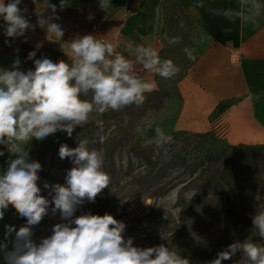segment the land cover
Segmentation results:
<instances>
[{
	"label": "clouds",
	"instance_id": "clouds-1",
	"mask_svg": "<svg viewBox=\"0 0 264 264\" xmlns=\"http://www.w3.org/2000/svg\"><path fill=\"white\" fill-rule=\"evenodd\" d=\"M21 0H0V18L5 22L4 34L22 37L34 26L21 9ZM46 8L55 13L57 8L44 0ZM68 6V0H60V8ZM255 15L261 5L255 4ZM55 16L38 18L37 24L46 27L59 38L62 27L51 22ZM248 19V17H245ZM169 45L180 43L179 37L164 35ZM70 49L71 63L54 62L48 58L34 61V70H19L20 61H14L11 69H0V145L13 153L7 168L0 173V220L11 206L26 220L24 226L5 225L4 239L0 241V255L5 264H190L180 252L164 244L140 248L134 246V238H125V223L112 215L83 214L74 217L78 206L85 200L95 202L101 191L110 184V176L103 170L100 151L89 148L91 143L83 139L75 148L62 144L59 158H70L74 165L67 171L65 183L44 185L48 196H42L37 186L41 164L29 159L28 151L20 147L33 139L45 138L64 132L69 138L74 130L89 122L94 113L119 111L127 106L143 104L145 93L153 91L155 81L142 79L135 65L162 79H171L180 68L170 59L162 60L151 46L128 43V59L118 52L117 45L93 35H77L66 44ZM41 45H37L39 48ZM189 60H195L194 50L183 49ZM36 52L29 53L33 59ZM91 93L90 99H84ZM161 145L173 138L163 129L156 128ZM103 139V138H102ZM5 151L0 150V156ZM59 213L61 223L51 228V235L37 243L33 226L39 225L45 216ZM252 224L264 240V211L252 217ZM14 233V238L9 240ZM11 243V248H9ZM242 251L250 264H264V244L236 240L217 253L210 264H222Z\"/></svg>",
	"mask_w": 264,
	"mask_h": 264
},
{
	"label": "rangeland",
	"instance_id": "rangeland-1",
	"mask_svg": "<svg viewBox=\"0 0 264 264\" xmlns=\"http://www.w3.org/2000/svg\"><path fill=\"white\" fill-rule=\"evenodd\" d=\"M164 4L165 0L162 6ZM175 10L181 13L178 8ZM182 24L187 27L190 22L185 19ZM4 27L5 22L0 18V69H11V65L7 67L9 60L6 59L14 49L6 48L8 37L4 34ZM189 36L187 48L193 49L196 56L205 45L204 37L199 31H194L192 25ZM14 48L21 54L20 47ZM29 53L21 61L19 70H34L32 62L35 58L28 59ZM43 58L70 63L64 57L49 52H44L39 59ZM185 58L189 60L186 55ZM82 98L90 99L91 93ZM179 106L175 89L169 91V97L162 103L145 93L143 104L92 114L89 122L76 128L71 138L64 132H58L43 141L33 139L28 145L21 144L20 147L28 151L29 159L41 164L37 173L40 194L51 199L44 185H63L67 171L74 166L70 158H59L60 146L66 144L75 148L81 140L88 139L91 142L89 148L102 154L103 170L110 176V184L94 203L85 200L78 206L74 217L83 214L112 215L125 223L124 236L134 238V246L148 248L164 244L170 249L175 247L182 258L189 259L190 264H205V256L224 250L236 240L263 244L257 229L238 233L232 225L217 222L216 212L230 206L252 220L256 213L264 211V160L255 168H240L239 183L229 178L226 184H222L218 180L222 166L215 160L206 162L208 155L221 151L229 153L228 146L213 135H204L197 143L195 135L169 132L168 127L174 121ZM210 122L217 124L216 118L211 116ZM158 127L172 136L171 143L161 145L155 132ZM0 150L5 151V155L0 156L2 173L7 162L14 157L2 145ZM108 153L111 156L109 165L105 161ZM49 213L39 225L33 226V239L37 243L51 235L55 224L63 222L58 212L52 216L49 209ZM25 224L26 220L9 206L3 220H0V241L4 239L5 225H14L18 230ZM13 238L14 233L9 240ZM0 264H5L2 255Z\"/></svg>",
	"mask_w": 264,
	"mask_h": 264
},
{
	"label": "crops",
	"instance_id": "crops-1",
	"mask_svg": "<svg viewBox=\"0 0 264 264\" xmlns=\"http://www.w3.org/2000/svg\"><path fill=\"white\" fill-rule=\"evenodd\" d=\"M163 1L68 0V6L60 8V0H49L57 8L52 13L44 0H21L19 7L27 9L25 16L34 27L17 39L30 49L61 55L70 63L66 44L77 35L89 34L114 43L129 59H134L129 42L151 46L160 56ZM169 1L190 18L194 31L205 40L201 54L177 85L180 106L169 132L212 133L228 147L264 146V0ZM255 4L261 5L258 16ZM49 16L57 17L51 22L62 27L61 38L37 24L38 18ZM11 49L7 67L20 54ZM135 70L142 79L155 81L153 91L158 90L156 75L140 65ZM231 100L235 102L217 124L210 122L216 107Z\"/></svg>",
	"mask_w": 264,
	"mask_h": 264
},
{
	"label": "trees",
	"instance_id": "trees-1",
	"mask_svg": "<svg viewBox=\"0 0 264 264\" xmlns=\"http://www.w3.org/2000/svg\"><path fill=\"white\" fill-rule=\"evenodd\" d=\"M176 8L178 7L175 5V3H172L169 0H165V4L162 6L163 28L161 30V36H162V41L164 43V47L160 53V58L162 60L164 59L172 60L174 64H176L180 68V72L171 79H162L161 77L156 75L158 90L148 93V96L159 103H162V101L166 100L169 97V91L171 89H175V90L177 89V85L179 84V82L184 78L188 69L194 64V62L197 60L198 56L202 52L201 50L196 55V59L194 61L186 60L183 49L188 47L189 45L190 27L191 25L193 27V23L190 20V18L186 16L184 12L181 11L179 8L178 9L181 11L182 15H180L181 13L178 14L177 11L175 10ZM185 19L190 22V24H187V27H183L182 24V22ZM165 34H167L169 38L179 37L181 42L178 44L169 45L167 41L164 40ZM5 45L7 49L14 47L21 48L22 52L18 58V60L20 61V65H21V61H23V59L26 58L27 52L31 53L35 51L33 49H30L28 46L23 44L20 40H18L15 37L13 38L8 37ZM181 46H183V48H180ZM203 47L204 46H202V48ZM35 52L36 55L34 57L35 58L34 61L41 58V55L44 53L43 51H35ZM58 56L63 57L61 55ZM34 61L32 62V66H34ZM163 86L165 87V89H162ZM234 102H235L234 100H231L220 103L216 107L215 111L212 113L211 117L216 118V120H218L219 116L222 113H224V111L228 108L230 104ZM204 135H213V134L212 133L198 134V135L196 134L195 139H197V143H199L201 137ZM228 148H229V153L227 154L224 151H221L220 153H216L214 155H208V161L206 162V163H211L212 160H215L217 161L215 163H218L219 165L222 166V173L221 175H219L220 177L218 179L219 182H221L222 184H226L229 178H232L234 183H239L240 181L238 174L240 168H244L248 166L255 168L259 165V163L262 160H264V146L239 145L236 147H228ZM105 161L106 164L109 165L111 161V156L109 153L105 155ZM201 163L204 164L205 161H201ZM104 171L107 173L106 170ZM215 176H217V174ZM216 221L219 223L226 222L227 224L232 225L234 230L238 233L245 231L247 229L254 228L251 219L241 215L239 212L235 211L233 207L230 206L220 208L216 212ZM219 252H214V254H212L211 256H205L204 263L210 264L211 261L217 258V253ZM222 264H250V262L247 261L246 257H244L242 251H238L236 255H234L231 259L222 261Z\"/></svg>",
	"mask_w": 264,
	"mask_h": 264
},
{
	"label": "built area",
	"instance_id": "built-area-1",
	"mask_svg": "<svg viewBox=\"0 0 264 264\" xmlns=\"http://www.w3.org/2000/svg\"><path fill=\"white\" fill-rule=\"evenodd\" d=\"M122 54V53H121ZM126 57V56H125ZM126 58H128V57H126ZM129 59V58H128Z\"/></svg>",
	"mask_w": 264,
	"mask_h": 264
}]
</instances>
